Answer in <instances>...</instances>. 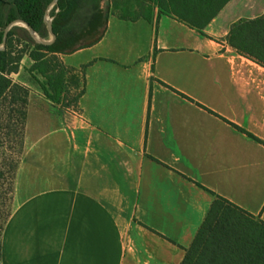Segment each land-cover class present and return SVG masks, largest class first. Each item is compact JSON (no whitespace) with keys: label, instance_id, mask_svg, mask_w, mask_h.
<instances>
[{"label":"crops","instance_id":"0c3cea01","mask_svg":"<svg viewBox=\"0 0 264 264\" xmlns=\"http://www.w3.org/2000/svg\"><path fill=\"white\" fill-rule=\"evenodd\" d=\"M112 2L99 43L58 55L84 78L78 113L28 106L0 264H181L215 196L264 221V67L228 42L264 0L229 1L204 34Z\"/></svg>","mask_w":264,"mask_h":264},{"label":"trees","instance_id":"16d2710c","mask_svg":"<svg viewBox=\"0 0 264 264\" xmlns=\"http://www.w3.org/2000/svg\"><path fill=\"white\" fill-rule=\"evenodd\" d=\"M54 0H0V47L6 27L25 18L43 40H50L45 18ZM231 0H113V12L126 21H151L154 10L172 17L191 29L203 31ZM102 0H58L49 13L57 34L51 46L38 44L25 27L13 28L5 50H0V110L4 102L21 105L27 117L30 89L12 79L23 58L34 62L29 69L45 98L52 103L69 104L78 109L84 94V78L63 65L58 55H70L93 47L106 34L108 16ZM229 44L239 54L264 67V16L240 21L232 27ZM86 66L81 68L83 75ZM41 77L43 81L39 80ZM73 86L74 94L70 99ZM0 112V128H1ZM3 227H0L2 231ZM181 264H264V221L230 201L215 196L206 218Z\"/></svg>","mask_w":264,"mask_h":264},{"label":"rangeland","instance_id":"374dc122","mask_svg":"<svg viewBox=\"0 0 264 264\" xmlns=\"http://www.w3.org/2000/svg\"><path fill=\"white\" fill-rule=\"evenodd\" d=\"M26 81L30 85L31 94L28 98V106L30 102L35 106H39L38 94H42V91L38 83L32 78L27 76ZM24 76L13 77L15 81H21ZM19 83V82H18ZM71 90L70 99H72L74 90L73 86ZM27 106V111H28ZM59 106L55 115L58 117L59 123H67L70 118L78 113V110L69 104V101H65L62 104H57ZM21 105H8V102H4L0 112H1V128H0V227L2 228L8 216L10 215L13 202H14V186L15 178L18 169V165L22 159L25 152L24 145V133H25V123L23 121V116ZM38 122L37 115L35 113L31 114L29 124L31 126V133L34 135V126ZM0 230V239H1Z\"/></svg>","mask_w":264,"mask_h":264},{"label":"water","instance_id":"95a60500","mask_svg":"<svg viewBox=\"0 0 264 264\" xmlns=\"http://www.w3.org/2000/svg\"><path fill=\"white\" fill-rule=\"evenodd\" d=\"M58 2V0H54L53 3L48 7L47 10V16L45 18V22L47 24V28H48V32L51 36L50 40H43L41 39L38 34L36 33V31L34 30L33 26L25 19V18H17L15 20H13L12 22H10V24L6 27L5 32H4V39H3V43L2 46L0 47V50H5L6 48V44H7V39H8V35L10 33V31L15 28V27H25L27 30L30 31L32 38L34 39V41L38 44H42L45 46H51L53 45L56 40H57V34L54 32L53 28H52V21L49 18V13L52 10L53 6Z\"/></svg>","mask_w":264,"mask_h":264}]
</instances>
